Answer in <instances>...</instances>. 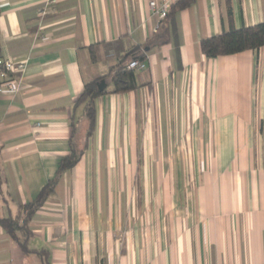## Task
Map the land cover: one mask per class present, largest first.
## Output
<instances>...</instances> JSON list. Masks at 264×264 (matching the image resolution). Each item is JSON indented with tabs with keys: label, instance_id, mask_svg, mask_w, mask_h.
<instances>
[{
	"label": "crops",
	"instance_id": "crops-1",
	"mask_svg": "<svg viewBox=\"0 0 264 264\" xmlns=\"http://www.w3.org/2000/svg\"><path fill=\"white\" fill-rule=\"evenodd\" d=\"M44 1L0 0V57L26 61L18 91L0 92V219L68 154L84 83L138 47L139 86L96 99L93 135L36 210L29 247L44 248L46 264H264V45L201 52L202 38L228 29L226 0H195L172 19L152 14L150 0H56L38 17ZM229 1L235 27L264 21V0ZM185 147L198 165L170 175L183 186L141 191L150 203L111 187L156 149ZM0 264L42 259L0 224Z\"/></svg>",
	"mask_w": 264,
	"mask_h": 264
},
{
	"label": "trees",
	"instance_id": "trees-1",
	"mask_svg": "<svg viewBox=\"0 0 264 264\" xmlns=\"http://www.w3.org/2000/svg\"><path fill=\"white\" fill-rule=\"evenodd\" d=\"M194 1L195 0H178L171 6L163 19H172L177 11L186 8ZM225 2L228 29L220 34L208 36L200 40V50L208 58L234 54L247 49L255 50L264 45V21L254 25L237 28L232 22L230 1L226 0ZM137 48L138 47H134L123 55L116 66L108 73L84 83L82 91L78 95L73 106L74 108L79 107L82 109V115L86 119L85 132L82 135L80 134L77 124L78 119L72 114V134L69 140V152L58 161L54 176L42 186L38 195L33 200L19 206V213L16 216L0 219V224L5 232L17 242L21 250L24 253H37L42 259V264H46L47 251L44 248L34 249L29 247V239L32 235L30 222L36 210L39 209L52 194L62 174L75 166L87 148L88 140L93 135L96 124V99L106 93L132 91L139 86L135 71L126 68V63ZM139 58L144 59V53L139 55ZM101 80H104L107 86L99 90L98 83ZM1 184L2 176L0 173V187Z\"/></svg>",
	"mask_w": 264,
	"mask_h": 264
},
{
	"label": "rangeland",
	"instance_id": "rangeland-1",
	"mask_svg": "<svg viewBox=\"0 0 264 264\" xmlns=\"http://www.w3.org/2000/svg\"><path fill=\"white\" fill-rule=\"evenodd\" d=\"M78 120V127L82 135L85 128V117L81 115ZM156 150H159L160 156L157 158L153 155V158L156 157L155 161L150 155V158H147L149 162L133 165L132 171L134 172V178L125 181L112 180L111 187L118 188L120 186L131 189L134 195L132 198L134 203L146 201L150 203L151 197L147 196L142 198L140 196L141 191L147 190V193L150 194L156 188L178 187L179 184L183 186V182L185 181L171 180L170 175L173 173L184 174L197 171L196 166L198 164L196 165L195 163L196 155L192 148L170 149V153L173 154L171 157H167L168 149H163V153H161V149ZM130 167L131 165H128L127 170Z\"/></svg>",
	"mask_w": 264,
	"mask_h": 264
},
{
	"label": "built area",
	"instance_id": "built-area-1",
	"mask_svg": "<svg viewBox=\"0 0 264 264\" xmlns=\"http://www.w3.org/2000/svg\"><path fill=\"white\" fill-rule=\"evenodd\" d=\"M56 0H45L37 9V16L42 17L53 11V4ZM178 0H150L149 9L152 14L163 18L167 15L171 6ZM144 59L139 58V54H134L126 63L127 69L140 70L145 68ZM26 67V61H17L10 57H0V92L6 90L10 93H16L19 89L18 74L22 73Z\"/></svg>",
	"mask_w": 264,
	"mask_h": 264
},
{
	"label": "water",
	"instance_id": "water-1",
	"mask_svg": "<svg viewBox=\"0 0 264 264\" xmlns=\"http://www.w3.org/2000/svg\"><path fill=\"white\" fill-rule=\"evenodd\" d=\"M106 86H107V83H106L104 80H101V81L98 83V88H99V90L104 89Z\"/></svg>",
	"mask_w": 264,
	"mask_h": 264
}]
</instances>
